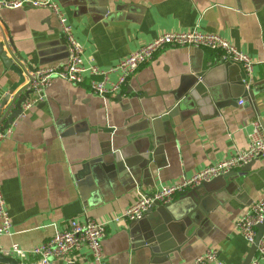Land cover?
I'll return each mask as SVG.
<instances>
[{
  "label": "crops",
  "instance_id": "crops-1",
  "mask_svg": "<svg viewBox=\"0 0 264 264\" xmlns=\"http://www.w3.org/2000/svg\"><path fill=\"white\" fill-rule=\"evenodd\" d=\"M54 1L84 57L101 69L160 33L194 29L220 35L257 65L246 77L238 64L215 69L221 62L217 52L165 47L114 96L93 95L87 81L75 86L53 79L44 100L15 120L0 144V186L11 223L1 246L30 251L69 220L86 216L111 221L101 241L105 264H189L206 250H215L220 264H243L250 246L235 224L251 203L264 199L263 158L252 161L248 171L235 170V178L221 176L196 188V197L191 191L174 197L169 205L194 209L189 237L178 253L152 255L133 238L138 222L111 219L137 193L150 194L245 149L254 122L264 134V0ZM0 28L26 68L58 65L66 58L57 19L47 10H1ZM202 72L209 86L190 97ZM14 81L0 60V100ZM178 102L188 110L175 109L170 116ZM108 150L120 152L129 168L119 172L104 163ZM224 182L226 191L217 189L211 197ZM72 257L76 264H94L85 249ZM19 262L37 264L38 258L27 255Z\"/></svg>",
  "mask_w": 264,
  "mask_h": 264
},
{
  "label": "built area",
  "instance_id": "built-area-1",
  "mask_svg": "<svg viewBox=\"0 0 264 264\" xmlns=\"http://www.w3.org/2000/svg\"><path fill=\"white\" fill-rule=\"evenodd\" d=\"M25 7L47 10L57 19L66 58L58 65L37 67L29 73L31 83L28 88L32 94L21 105L19 118L24 117L35 104L44 100L46 91L55 78L75 86L87 81L88 88L93 95L101 98L114 96L127 84L129 78L139 67L151 61L153 56L165 47H186L217 52L222 62L240 65L246 77L251 76L257 65L248 55L220 35L194 29L160 33L137 50L121 58L113 66L101 69L93 59L84 57L82 45L75 38L71 26L54 0H0V11L18 10ZM5 111L6 109L0 107V118L3 117ZM14 127L15 120L5 129H1L0 125V144L10 136ZM259 158L264 159V134L259 124L254 122L249 129L248 144L245 149L236 151L228 158L215 161L189 177H182L173 183L162 185L150 194L137 193L132 203L111 220L115 223L140 221L155 205H169L174 197L195 190L231 171L241 169ZM110 222H97L86 216L81 220L73 218L66 226L56 230L50 240L33 247L30 251L21 249L17 244L3 248L0 243V255L15 257L19 261L24 260L27 255H33L38 258L37 264H53L55 260H62L63 264H76L72 255L85 249L94 264H105L101 241L105 236L106 226ZM263 223L264 199L251 203L247 211L236 221V230L245 242L250 247L255 244V254L249 264H260L264 261V229L255 243L257 228ZM10 226V218L0 186V240L2 237L10 236ZM189 264L220 263L215 250H206Z\"/></svg>",
  "mask_w": 264,
  "mask_h": 264
},
{
  "label": "water",
  "instance_id": "water-1",
  "mask_svg": "<svg viewBox=\"0 0 264 264\" xmlns=\"http://www.w3.org/2000/svg\"><path fill=\"white\" fill-rule=\"evenodd\" d=\"M6 35V32L4 33L0 28V60L4 68L14 75L15 81L11 85L9 91H7L6 95L0 100L1 109H6L3 117L0 118L1 129H5L18 118L21 113V105L28 100L32 94L28 87L31 83L29 73H32L33 69L26 68L20 64L8 46L10 43L12 45V41L6 38ZM218 64L219 67H214L215 69L222 67L228 71L231 63L221 61ZM203 73L204 72L196 76L200 79V81L196 82L192 87L189 92L190 97H194V92H203L205 89L204 86H209L206 82V78H204L205 74H209V71L204 75ZM185 100L186 99H184V103L187 104ZM180 106V102H178L169 115L171 116V114H174L175 109L179 111L182 110V108L183 110H188L187 106ZM105 153L106 156L102 159L104 160V163L113 164L119 172H123L125 169L129 168L128 160L122 158L120 152L112 153L111 150H108L105 151ZM250 164L242 167L240 171H248ZM236 176L237 173L235 171H231L223 175L222 178L226 180L229 178H235ZM222 188H225V182L219 188L212 189L211 193L213 194H210V196L213 198L216 197L217 193L214 192H217V189L222 193L225 192L226 190H221ZM190 194L191 197H196L194 190H191ZM148 213H150V217L148 219L143 217L140 221H137L138 223L136 228L132 231V235L134 240L137 242V246L148 249L152 255L157 254L161 256H169L170 254L178 253L180 247L186 243L192 228L191 224L194 213L192 205H155V210L153 212L150 210ZM258 228L261 230L257 235L255 243L259 240V237L264 229V223ZM174 241L178 244H176V247H171ZM254 254L255 244L250 247L249 253L243 264H249ZM0 264H20V262L14 260L13 258L0 255Z\"/></svg>",
  "mask_w": 264,
  "mask_h": 264
}]
</instances>
